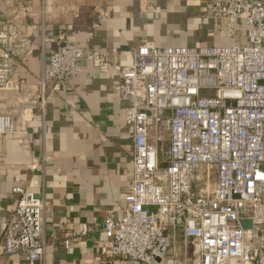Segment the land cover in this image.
<instances>
[{
  "label": "built area",
  "instance_id": "2783aa9c",
  "mask_svg": "<svg viewBox=\"0 0 264 264\" xmlns=\"http://www.w3.org/2000/svg\"><path fill=\"white\" fill-rule=\"evenodd\" d=\"M202 5L231 45L134 47L132 63L120 65L117 50L76 47L63 30L43 37V48L54 46L41 77L45 92L51 83L50 94L41 98L14 80L38 30L36 23L20 28L31 10L19 0L12 16L0 18V96L23 92L27 100L20 111L0 113V161L3 142L28 136L25 121L77 80L81 60L120 75L117 90L133 133V178L123 219L109 213L105 221L100 255L106 260L161 264L181 230L183 264H264V0ZM14 193L20 198L0 252L37 264L47 253L45 201L21 188ZM72 241L62 244L68 249Z\"/></svg>",
  "mask_w": 264,
  "mask_h": 264
},
{
  "label": "crops",
  "instance_id": "0c3cea01",
  "mask_svg": "<svg viewBox=\"0 0 264 264\" xmlns=\"http://www.w3.org/2000/svg\"><path fill=\"white\" fill-rule=\"evenodd\" d=\"M31 14L20 22L25 31L36 23L29 54L14 80L49 95L41 87L48 68V51L54 46L43 37L59 31L76 47L111 53L129 65L134 47H219L232 44L223 28L204 17V0H20ZM19 0H0V18L12 16ZM43 11L45 26L41 27ZM246 42V27L237 26ZM81 75L69 87L41 104L29 121L28 136L2 144L0 161V242L13 217L21 188L45 201L47 253L37 264H140L131 260H106L100 255L109 213L122 220L124 193L133 178V133L126 125L127 104L117 90L121 78L103 72L87 60ZM24 93L0 96V113L16 112L26 102ZM17 111V112H19ZM86 228L87 234L82 237ZM174 251L161 264H183L185 241L174 232ZM72 237L70 248L63 241ZM190 248L188 249V252ZM174 262V263H173ZM0 264H29L19 255L0 252Z\"/></svg>",
  "mask_w": 264,
  "mask_h": 264
},
{
  "label": "water",
  "instance_id": "95a60500",
  "mask_svg": "<svg viewBox=\"0 0 264 264\" xmlns=\"http://www.w3.org/2000/svg\"><path fill=\"white\" fill-rule=\"evenodd\" d=\"M244 227H245L246 229H248V228H249V226H248V224H247V223H244ZM157 262H160V259H157Z\"/></svg>",
  "mask_w": 264,
  "mask_h": 264
},
{
  "label": "rangeland",
  "instance_id": "374dc122",
  "mask_svg": "<svg viewBox=\"0 0 264 264\" xmlns=\"http://www.w3.org/2000/svg\"><path fill=\"white\" fill-rule=\"evenodd\" d=\"M165 147H166V144H165ZM174 263V262H173Z\"/></svg>",
  "mask_w": 264,
  "mask_h": 264
}]
</instances>
